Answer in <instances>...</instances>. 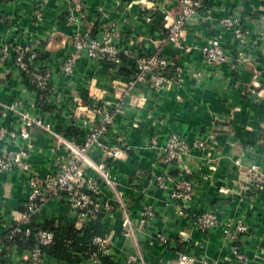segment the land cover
I'll return each mask as SVG.
<instances>
[{
	"label": "crops",
	"instance_id": "0c3cea01",
	"mask_svg": "<svg viewBox=\"0 0 264 264\" xmlns=\"http://www.w3.org/2000/svg\"><path fill=\"white\" fill-rule=\"evenodd\" d=\"M33 1L0 0V47L8 48L0 62L4 115L0 127L5 132L0 157L12 164L11 170L0 172V237L19 221L28 193L26 172H19L14 160L37 178L53 172L54 164L67 157L58 141L76 146L83 142L85 132L75 126V117L80 116L77 107L106 103L114 108V115L101 139L105 147L90 150L88 158L101 164L112 182L111 188L100 184L97 197L110 209L100 223L110 241L112 263L129 264L133 257L130 264H177L185 255L192 264L204 260L236 264L220 229L202 234L191 226L193 216L211 211L220 222L240 217L247 233L236 247L245 255V264H264V46L257 38L264 0H199L196 15L183 30L187 52L164 40L161 11L174 17L178 0H35L43 2L39 21L33 16ZM73 3L86 7L82 27L90 28L93 35L100 32L98 12L107 16L117 34L113 45L125 53L120 66L81 56L69 77L61 75L60 65L72 50L68 41L72 27L64 25V17ZM224 16L239 20L245 33L241 39L218 25ZM210 38L219 41L229 64L203 63L198 50ZM15 44L29 45L36 54L31 69L49 74L50 91L44 99L16 68L11 51ZM142 56L164 59L172 81L159 89L139 82L127 86L134 61ZM9 106L47 124L50 133L30 128L27 138H20V121L5 109ZM172 133L187 143L205 140L204 150H191L178 163L193 180L186 216L177 214L178 202L168 198V190L154 183L164 169L148 142L153 139L160 145ZM114 148L121 151L117 159L108 155ZM174 168L168 173L172 175ZM87 176L96 178L91 170ZM145 206L153 217L140 225L139 213ZM124 214L132 229L128 240L122 236ZM68 215L64 202L51 199L41 207L36 222H71ZM155 235L163 236L166 245L158 243ZM25 255L26 250L15 246H0V264H14Z\"/></svg>",
	"mask_w": 264,
	"mask_h": 264
},
{
	"label": "built area",
	"instance_id": "2783aa9c",
	"mask_svg": "<svg viewBox=\"0 0 264 264\" xmlns=\"http://www.w3.org/2000/svg\"><path fill=\"white\" fill-rule=\"evenodd\" d=\"M200 7L199 0H178V11L174 17L167 13H162V22L165 30V42L187 52L189 49L184 47L183 30L187 23L196 15ZM72 12V13H70ZM75 11H69L64 19V25L72 27L68 41L71 45V52L65 57L60 65L59 71L64 77L72 74L74 64L84 56L95 62L110 63L114 67L121 64V57L125 53H120L113 45V39L117 37L115 29L106 25L100 29L98 34H92L90 28L82 27V18ZM218 25L231 32L235 39H241L245 33L240 28L239 20L232 16H224L218 20ZM258 41L264 46V17L261 19V26L257 35ZM11 51L16 68L21 71L28 85L37 89H44L49 83L50 76L47 72H37L31 69L32 63L36 57L35 51L29 45H12ZM8 52V48H0V62H2ZM203 63L210 67H217L229 64V57L223 51L219 41L216 38H210L198 50ZM167 62L164 59H157L154 56H142L134 61V74L127 83L131 87L135 83H145L149 88L159 89L164 84L172 81L171 76L167 74ZM256 81V76H252ZM255 88L258 83H251ZM50 91V89H49ZM8 112L16 113L20 121L19 136L26 139L27 131L30 128H38L44 132L50 133L47 124L42 123L39 119L31 118L26 113L16 112L14 106L5 108ZM80 116L75 117V126L85 132L83 142L76 146L72 142L59 140L58 146H62L67 151V157L64 160H58L55 164V170L48 172L42 178L28 170L26 165L17 163L19 172H26L25 184L28 189L26 200L22 205V213L19 221L12 225L7 232L0 237V246H13L12 236L22 232L28 235L27 224L30 217L37 216L41 207L48 200L62 201L67 205L68 216L74 222L76 229L81 228L84 223L95 220L98 214L108 212L109 205L98 200L100 184L111 188L112 182L108 172L101 164H95L88 158V153L94 148L104 149L101 143L102 137L106 134L111 125L114 115V108L109 107L106 103L90 104L89 106L77 107ZM4 115L0 113V118ZM5 135L4 130L0 127V139ZM205 140L200 138L187 143L184 139L176 134H169L164 141L158 145L155 140H150L148 144L157 151L159 164L163 166L164 171L160 176L154 178V183L158 188L167 189L168 198L178 202L179 216H186L185 205L191 201L193 195V180L189 171L184 166H179L182 156L187 155L191 150H204ZM121 151L118 149L108 150V155L112 159L119 158ZM24 157V154H21ZM175 165V166H174ZM12 164L7 159L0 157V172L11 170ZM23 166V167H22ZM175 167V168H174ZM170 168H174L172 175L168 173ZM87 170H91L96 178L87 176ZM251 172L253 168L249 169ZM139 222L142 224L145 219L153 217V212L149 206L141 209ZM191 226L195 231L206 234L216 229H220L224 240L229 244L230 254L236 264H245L247 262L245 255L236 247L239 239L247 233V226L242 222L240 217L226 218L220 222L214 213L203 212L193 216ZM121 226L130 231L127 214H124ZM158 237L160 244H166V239ZM52 241V234L39 231L36 234L35 242L31 248L26 250V255L18 259L14 264H47L41 254L40 246L47 245ZM92 242L97 246V251L90 254L91 264H99L98 256L108 255L109 250L104 248L106 243L105 237L93 238ZM193 260L185 255H180L177 264H192ZM203 264H216L215 261L204 260Z\"/></svg>",
	"mask_w": 264,
	"mask_h": 264
},
{
	"label": "trees",
	"instance_id": "16d2710c",
	"mask_svg": "<svg viewBox=\"0 0 264 264\" xmlns=\"http://www.w3.org/2000/svg\"><path fill=\"white\" fill-rule=\"evenodd\" d=\"M11 1V0H7ZM124 59L121 57V63ZM110 67L112 64L108 63ZM42 72V71H37ZM127 75L124 70L119 71ZM30 88L37 91L40 99L49 92V83L44 89H37L29 85ZM104 214H98L95 220L84 223L81 228L76 229L74 222H60L59 220L41 223L36 222V216L30 217L27 224L28 235L22 232L12 236V244L18 249L28 250L35 242L36 234L39 231H45L52 234L51 243L40 246V251L46 261L55 264H80L84 260H89L90 254L97 251V246L92 242L93 238H103V227L100 223ZM7 232V231H6ZM99 264H113L110 256H98Z\"/></svg>",
	"mask_w": 264,
	"mask_h": 264
},
{
	"label": "rangeland",
	"instance_id": "374dc122",
	"mask_svg": "<svg viewBox=\"0 0 264 264\" xmlns=\"http://www.w3.org/2000/svg\"><path fill=\"white\" fill-rule=\"evenodd\" d=\"M4 2H9V1L4 0ZM33 2H34V5H33L34 6V8H33V16H34V19L36 21H39L41 19V9H40L41 8V3H43V2L42 1H41V3L38 2V1L35 2V0ZM69 11H75L77 14H80L79 16L82 18V25L85 24V21L84 20H85V17H86V7L84 5H82L80 3H73V6L69 8L68 12ZM68 12H67V14H68ZM70 13H72V12H70ZM67 14H66V16H67ZM97 17L99 18L98 22L100 23V29H103V27H105L106 25H110V28L111 29H115L114 26H111V23H108L107 16L104 13L98 12ZM87 29H89V28L87 27ZM90 31H91V29H90ZM2 47L3 46H1L0 48H2ZM122 220H123V218H122ZM147 220H151V218H149ZM138 224L142 225L140 222ZM129 227H130V224H129ZM125 231H126V229H125ZM131 235H132V229L131 228H130V231L129 232H123V234H122V236L125 239H127V240L131 237ZM157 236H159V237H162V236L161 235H155V238L154 239H156L157 242H158V237ZM105 240H106V243L104 244V248L109 249V247H108L109 246V243H110L109 238L108 237H105ZM161 245L165 246L166 244H161ZM133 260H134L133 257L130 258L129 264L132 263Z\"/></svg>",
	"mask_w": 264,
	"mask_h": 264
}]
</instances>
